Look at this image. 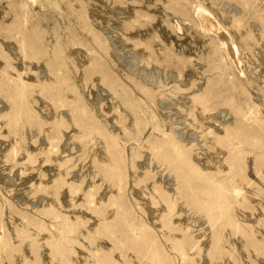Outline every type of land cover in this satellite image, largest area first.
<instances>
[{"label":"rangeland","instance_id":"rangeland-1","mask_svg":"<svg viewBox=\"0 0 264 264\" xmlns=\"http://www.w3.org/2000/svg\"><path fill=\"white\" fill-rule=\"evenodd\" d=\"M0 264H264V0H0Z\"/></svg>","mask_w":264,"mask_h":264},{"label":"bare ground","instance_id":"bare-ground-1","mask_svg":"<svg viewBox=\"0 0 264 264\" xmlns=\"http://www.w3.org/2000/svg\"><path fill=\"white\" fill-rule=\"evenodd\" d=\"M201 11L203 12V14H204V17H207L208 16V12H206V11H204L203 9H201ZM197 13V12H196ZM209 15H211V14H209ZM204 19V18H203ZM231 46V45H230ZM229 49V48H228Z\"/></svg>","mask_w":264,"mask_h":264}]
</instances>
